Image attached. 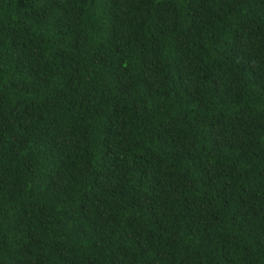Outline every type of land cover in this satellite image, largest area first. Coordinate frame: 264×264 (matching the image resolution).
Listing matches in <instances>:
<instances>
[{"label":"trees","instance_id":"1","mask_svg":"<svg viewBox=\"0 0 264 264\" xmlns=\"http://www.w3.org/2000/svg\"><path fill=\"white\" fill-rule=\"evenodd\" d=\"M0 264H264V0H0Z\"/></svg>","mask_w":264,"mask_h":264}]
</instances>
